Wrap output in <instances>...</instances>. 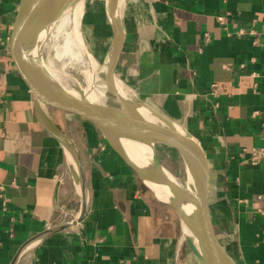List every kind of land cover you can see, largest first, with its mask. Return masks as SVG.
Returning a JSON list of instances; mask_svg holds the SVG:
<instances>
[{
    "label": "crops",
    "instance_id": "0c3cea01",
    "mask_svg": "<svg viewBox=\"0 0 264 264\" xmlns=\"http://www.w3.org/2000/svg\"><path fill=\"white\" fill-rule=\"evenodd\" d=\"M19 1L0 0V264H199L186 199L173 205L145 187L90 123L46 111L77 147L89 188L90 210L73 224L70 165L9 56ZM120 15L118 87L196 139L218 242L236 264H264V161L249 162L264 129V0H121Z\"/></svg>",
    "mask_w": 264,
    "mask_h": 264
},
{
    "label": "water",
    "instance_id": "95a60500",
    "mask_svg": "<svg viewBox=\"0 0 264 264\" xmlns=\"http://www.w3.org/2000/svg\"><path fill=\"white\" fill-rule=\"evenodd\" d=\"M79 1L20 0L9 36V56L18 78L34 102L35 118L42 129L60 144L70 165V177L80 204L73 224L83 221L90 210L89 188L77 147L48 121L46 111L59 112L90 123L145 187L152 192V187L168 191L173 205V196H183L191 210L189 218L182 215L187 231L185 241L199 264H236L222 248L212 229L208 209L210 167L200 144L168 117L130 102L118 90L114 72L123 45L121 0H106L105 5L112 38L104 61V84L106 92L115 102L114 106L95 102L92 88L89 96L80 89L67 87L46 68L44 50L52 30L58 19ZM84 49L90 54L86 45ZM132 146L148 150L150 168L137 167L126 155ZM158 148L178 154L190 183L185 186L162 176ZM179 211L182 213L180 208Z\"/></svg>",
    "mask_w": 264,
    "mask_h": 264
},
{
    "label": "rangeland",
    "instance_id": "374dc122",
    "mask_svg": "<svg viewBox=\"0 0 264 264\" xmlns=\"http://www.w3.org/2000/svg\"><path fill=\"white\" fill-rule=\"evenodd\" d=\"M105 5L106 0H85L83 6V16L82 18L80 17V27H78V35L82 38L90 52V54H87L85 51L84 58L87 62H91L90 64L95 63L98 69L105 65V57L112 38L110 23L105 12ZM54 27L55 28H53L52 32L54 41H48L47 47L44 50V62L46 68H49L48 62L50 61L53 64L55 70H57L59 73L61 80L67 87L73 90L80 89L84 93L88 94L87 88L84 86L82 78V73L85 69H87V66L82 67L81 65L70 64L62 70V64L67 62V59H62L61 61H57L55 59V52L51 48L53 44H55L56 47L62 51V53L68 52L71 47L70 45H67L65 38H63L61 34H57L60 33L58 31L59 24ZM104 74L105 71L97 73L99 77L98 83H100L99 86L100 88L103 87L101 90L106 92ZM105 95L106 96L100 101L99 104L105 106H114L115 102L110 98L109 94L106 92ZM157 156L162 169L167 171L171 179L175 180L172 173L175 172L177 174L183 175V172H185L183 163L176 152L160 148L157 150ZM150 166V163H147L143 168L148 169Z\"/></svg>",
    "mask_w": 264,
    "mask_h": 264
},
{
    "label": "bare ground",
    "instance_id": "6f19581e",
    "mask_svg": "<svg viewBox=\"0 0 264 264\" xmlns=\"http://www.w3.org/2000/svg\"><path fill=\"white\" fill-rule=\"evenodd\" d=\"M84 1L85 0H80L78 3L74 4V6H72L70 9H68L58 19V21L55 24V26L57 24H59L58 31L60 33H57V34H61V36L63 38H65L67 45L68 46L70 45V47H71L70 50L68 52L62 53V51H60V49H58L55 44H53L51 48L55 52L54 57L57 61H61L62 59H67V62H64L62 64V68H61L62 70L65 69V67L67 65H70V64L81 65L82 67L87 66V69H85L82 73L84 86L87 88L89 96H90L89 91L92 88V99L95 102L100 103V101L106 96L105 95L106 92L102 91L101 89H103V87L100 88V86H99L100 83H98L99 77H98L97 73L104 72L106 66L103 65L98 69L95 63L90 64L84 58L85 57L84 56L85 43L82 40V38L78 35L79 34L78 33V27H80L79 22L83 16V12H84V7H83ZM52 32H53V30H52ZM49 41H54L52 33L50 35ZM46 47H47V45H46ZM48 67H49L48 68L49 72L58 81H60L62 84H64V82L61 80V78L59 76V73L57 72V70H55V68L53 67V64L50 61L48 62ZM118 90L123 95V93L121 92V89L119 87H118ZM148 116H150V115H148ZM126 155L134 162V164L137 167H140V168L144 167L147 163L151 162L150 153L148 152L147 149H145L143 147H138V146L129 147L127 152H126ZM162 176L164 178L170 177L169 174L167 173V171H164V170L162 171ZM152 189L158 197L163 198V199H166V198L170 197V195H171L168 191L161 189V188H158V187H152Z\"/></svg>",
    "mask_w": 264,
    "mask_h": 264
},
{
    "label": "built area",
    "instance_id": "2783aa9c",
    "mask_svg": "<svg viewBox=\"0 0 264 264\" xmlns=\"http://www.w3.org/2000/svg\"><path fill=\"white\" fill-rule=\"evenodd\" d=\"M217 21L219 24H224V17L218 16ZM244 34L243 30H238L235 35L241 36ZM262 145L256 148H253L250 151V158L249 162L251 166H257L259 163L264 161V129L262 131ZM0 201L2 204V207L5 209L6 200L3 196V188L0 186Z\"/></svg>",
    "mask_w": 264,
    "mask_h": 264
}]
</instances>
